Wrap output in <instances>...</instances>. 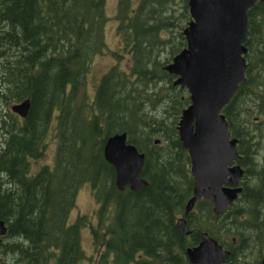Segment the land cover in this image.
Wrapping results in <instances>:
<instances>
[{
	"label": "trees",
	"instance_id": "trees-1",
	"mask_svg": "<svg viewBox=\"0 0 264 264\" xmlns=\"http://www.w3.org/2000/svg\"><path fill=\"white\" fill-rule=\"evenodd\" d=\"M186 1L118 0L109 16L107 0H0V264H84L91 260L80 241L87 226L95 264H190L184 248L203 232L230 250L233 264H262L264 175L255 159L264 142V3L247 11V81L222 110L237 139L243 190L216 216L202 199L183 212L193 178L175 125L189 101L164 66L185 46ZM112 18L123 47L108 52L104 29ZM106 52L114 62L93 100L78 103L94 57ZM121 53L129 54L128 69L119 66ZM27 98L21 118L11 107ZM51 128L54 163L30 174ZM121 132L145 155L147 186L136 192L118 190L102 154L104 140ZM86 184L96 223L86 214L70 223ZM179 216L188 236L175 225Z\"/></svg>",
	"mask_w": 264,
	"mask_h": 264
},
{
	"label": "water",
	"instance_id": "water-1",
	"mask_svg": "<svg viewBox=\"0 0 264 264\" xmlns=\"http://www.w3.org/2000/svg\"><path fill=\"white\" fill-rule=\"evenodd\" d=\"M256 1L264 3V0H187L190 19L182 29L185 46L164 66L175 77L173 85L187 91L189 101L175 125L181 145L189 155L193 178L185 214L198 200L205 199L210 202L213 214L220 216L241 191L238 185L244 175L238 163L241 156L222 110L239 85L247 81V11ZM28 106L27 98L11 109L24 118ZM126 139L125 132L107 137L102 154L114 168L118 190L128 186L136 192L147 186L141 177L145 155ZM175 225L181 235L189 234L183 217H178ZM5 230L0 220V235ZM200 236L197 245L185 248L190 264H233L228 259L230 250L207 232ZM261 262L264 264V257Z\"/></svg>",
	"mask_w": 264,
	"mask_h": 264
},
{
	"label": "rangeland",
	"instance_id": "rangeland-1",
	"mask_svg": "<svg viewBox=\"0 0 264 264\" xmlns=\"http://www.w3.org/2000/svg\"><path fill=\"white\" fill-rule=\"evenodd\" d=\"M117 1L118 0H107V4L105 5H106L107 14L109 16H113L115 14ZM116 27H117V21L114 18H112L104 29L105 30V42L107 44L108 52L121 51L123 47L122 42L120 41L121 37L117 34L115 30ZM167 35L170 36L171 33H168ZM108 52L104 54H99L94 57L91 67H89L90 71L85 79L86 80L85 86L82 87V90L79 92L80 96L78 99V103H81L82 101H87L88 99L93 100L95 88L98 86L99 81H100L99 78H101L103 73H105L110 68L109 66H111L115 60V58L107 54ZM121 54L123 56L120 59L121 62L119 66L124 69H128L130 62H131L128 57L129 54L127 53H121ZM29 110H30V107L28 106V112ZM251 117L256 118V115L251 114ZM254 121H255L254 123L256 124V122L259 120L256 119ZM53 130L54 129L51 128L49 130L50 132L47 133L46 138H48L47 139L48 143H46L47 147L46 149H44L43 154L39 157H36V159H32L30 161V168H29L30 174L36 173L39 170V168L44 165H51L52 163H54V159H55L54 155L56 151V143H55L56 138L54 136L55 132ZM263 154H264V142L261 146H259L257 150L256 159H255L257 161V166L259 167V169H260V165H262L264 161ZM1 177L3 178V183L5 184L4 182L6 181L5 177L4 176H1ZM89 190L91 189L88 184L83 185L77 190L78 193H77V198H76V203H75L76 205L70 212V215L68 216L70 223L75 220L76 215L86 214L87 216L92 217L91 215H93L95 209L97 208V203H95L96 201L94 197L92 196L91 191ZM263 216H264V211H263ZM91 222L95 224L96 218L92 217ZM81 229L82 230H81V240L80 241L82 242V247L85 251L84 253L88 257L91 258L90 261H86L84 262V264H95L96 262L95 260L97 259L98 253L95 251V248L93 246V241H91L92 239L91 232L88 229V226L81 228ZM233 243H235L234 239H233ZM262 243H264V241ZM258 247L259 246L257 245L256 247L249 248L245 252L246 258L244 259L250 260L252 257H254L257 253ZM262 255H264V248L262 250Z\"/></svg>",
	"mask_w": 264,
	"mask_h": 264
},
{
	"label": "flooded vegetation",
	"instance_id": "flooded-vegetation-1",
	"mask_svg": "<svg viewBox=\"0 0 264 264\" xmlns=\"http://www.w3.org/2000/svg\"><path fill=\"white\" fill-rule=\"evenodd\" d=\"M20 117V116H19ZM264 155V154H263ZM264 159V158H263ZM261 167H262V172H263V175H264V161H263V164L261 165ZM6 182H7V179H6ZM8 183V182H7ZM243 183H242V180L239 182V187H241V191H240V193L242 192V190H243V185H242ZM8 186V185H7ZM240 193H238V196H239V194ZM236 199H237V196H236ZM235 199V200H236ZM202 200H205V199H202ZM235 200H234V202H235ZM207 201V200H206ZM209 202V201H208ZM233 202V203H234ZM197 203V202H196ZM210 203V202H209ZM211 205V204H210ZM195 207V206H194ZM212 207V206H211ZM180 217V216H179ZM181 217H183L184 218V216H181ZM185 219V218H184ZM186 226V225H185ZM187 231V230H186ZM189 231V230H188ZM190 232V231H189ZM5 234V233H4ZM3 233H2V235H4ZM185 234V233H184ZM2 235H0V242L2 241ZM187 235V234H186ZM188 236V235H187ZM187 248V247H186ZM185 249V248H184Z\"/></svg>",
	"mask_w": 264,
	"mask_h": 264
}]
</instances>
